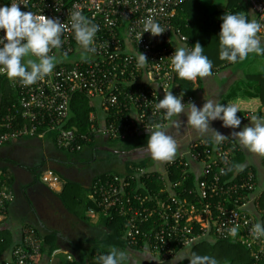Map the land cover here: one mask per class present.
<instances>
[{
    "label": "built area",
    "instance_id": "obj_1",
    "mask_svg": "<svg viewBox=\"0 0 264 264\" xmlns=\"http://www.w3.org/2000/svg\"><path fill=\"white\" fill-rule=\"evenodd\" d=\"M186 1L27 0V7L20 5L21 11L63 22L62 45L50 55L74 59L57 63L51 74L33 85L8 78L16 98L0 123V147L21 138L54 133L58 150L77 154L98 138L124 140L149 134L147 129L157 123L167 124L156 104L167 91L175 89L171 37L187 39L173 19ZM244 1L255 13L262 26L260 35L264 36V0ZM10 2L0 0V5ZM76 11L99 28L96 51L86 59L71 28ZM149 18L168 29L159 36L148 32L140 36ZM138 51L148 59L144 68L138 67ZM78 92L95 102L84 132L66 127L71 97ZM182 101L188 104L191 98L183 97ZM237 115L248 120L253 113ZM238 152L240 147L230 139L219 145L200 139L168 162L164 172L130 166L123 175L95 180L91 197L104 218L124 219L123 237L129 247L146 248L162 260L172 258L189 240H195V246L210 239L236 242L250 251L256 263H264V237L257 239L254 233L257 213L261 212L259 197L253 195L256 177L249 168L231 173ZM170 167L180 173L173 181ZM51 175L52 171H47L42 180L47 182ZM154 177L161 185L157 190L145 185ZM13 198L6 186L0 189V214ZM233 227L237 229L235 237L230 233ZM41 241L31 228H24L11 260L0 264H32V257L40 253Z\"/></svg>",
    "mask_w": 264,
    "mask_h": 264
},
{
    "label": "crops",
    "instance_id": "obj_2",
    "mask_svg": "<svg viewBox=\"0 0 264 264\" xmlns=\"http://www.w3.org/2000/svg\"><path fill=\"white\" fill-rule=\"evenodd\" d=\"M202 5L207 11H211L203 2ZM246 6L245 14L249 15L250 19H256L250 6L247 3ZM217 7L215 10L218 11L225 8L219 4ZM185 38L187 40L183 41L175 35L171 37L173 50L181 44H187L191 48L189 44L191 41L188 37ZM195 41L200 42L198 39ZM204 42L207 43L203 45L200 42V44L204 49L203 54L212 61V75L189 81L187 87H190L191 94L183 95V97L191 98V103L197 107H202L205 100L214 98L225 104L236 105L239 113L251 112L264 117V57L252 55L242 63L232 64L219 58V42L217 43L214 39H207ZM178 89L179 85L176 84L172 94L180 95L178 92L182 94L183 91ZM185 107L189 108L190 105L185 104ZM179 119L183 122L181 129L178 130L171 125L167 128L168 134L175 138L178 145L175 158L187 150L194 141L200 139L212 141L211 133L201 135L188 125L184 113L179 114ZM250 123V119L241 120L240 127L232 129L223 127L222 121L215 120L211 122V127L240 147L239 164L243 165V169L249 168L254 172L256 189L253 195L259 197L260 203L264 199V156L250 152L240 145L237 137L232 135L233 132L240 131ZM52 135L25 137L0 147L2 150L0 152V189L6 186L14 195L5 213L0 214V236L5 238V245L0 248L3 249L0 254V263L11 260L12 249L21 242L22 230L26 227L31 228L42 240L41 251L33 258V264H71L80 257H84L85 263L90 264L96 255L91 256L94 249L105 244L109 237V230L102 221L100 208L91 197V188L96 178L110 172H93V169L89 168L87 172L75 174L71 171L65 172L63 169L68 170L73 166L75 162L73 157L76 158L77 163L80 160L89 162L92 168L98 151H107L111 146H108L104 138H98L95 144L89 145L77 155L70 154L71 157L68 158L64 156L66 152L56 148ZM35 151L38 153H34ZM137 151L150 154L148 148L130 153H139ZM131 162L121 161V172L112 174L123 175L127 172V165L132 164ZM139 163H144L143 167L150 172L161 173L164 172L168 162L154 160L150 167L143 159L137 164L140 165ZM35 169L36 173L33 171ZM194 169L199 170L196 165ZM47 171H52V175L48 177L47 182H44L42 176ZM68 182L72 183V187L65 192L64 197L62 194ZM260 209L261 212L257 213L259 219V216L264 214V208L261 205ZM203 242L210 245L214 243L210 239ZM53 246L55 248L52 250ZM195 246H192V250ZM115 247L127 252L130 264H170L174 257L162 260L146 248H131L125 243ZM103 249H107L108 252L110 247ZM153 257L157 260L151 259ZM187 262L189 260L185 258L180 264Z\"/></svg>",
    "mask_w": 264,
    "mask_h": 264
},
{
    "label": "clouds",
    "instance_id": "obj_3",
    "mask_svg": "<svg viewBox=\"0 0 264 264\" xmlns=\"http://www.w3.org/2000/svg\"><path fill=\"white\" fill-rule=\"evenodd\" d=\"M20 5L27 7V0H11L8 4L0 5V30L3 31V35H0V74L11 80L19 79L23 85L29 86L52 73L57 60L50 53L61 47V37L66 25L58 18L21 11ZM221 20L218 34L221 60L236 64L244 62L252 55L264 57V37L259 35L262 26L255 18L250 19L245 12H228L222 15ZM71 28L79 49L85 54L84 58L89 53H95L94 41L99 30L98 25L82 12L76 11L71 17ZM166 29L168 28L149 18L144 22L140 36L144 32L159 36ZM203 51L198 42L191 48L187 44H181L170 56L171 70L180 79L188 81L212 75V61ZM137 60L138 67L147 66L148 59L145 54L138 51ZM183 95H173L169 90L156 104V109L163 110L164 120L168 122L157 123L153 128L147 129V148L156 161L171 162L175 158L178 145L175 138L168 134L167 128L169 125L178 130L182 128L183 122L179 119L181 113L186 115V123L201 135L211 133L210 138L216 145L221 144L227 136L212 128V121L220 120L223 127L232 129L241 125L236 105L209 98L202 107L189 102L190 107L186 108L185 103L181 102ZM248 119L251 121L250 125L233 132L232 135L250 152L264 156V117L253 114ZM234 168L242 170L243 165L235 164ZM230 233L235 237L237 229L231 228ZM254 233L257 239L264 237V222L255 225ZM194 243L195 240H189L183 245L170 264H180L185 258L189 260V264H218L214 257L197 255L192 251ZM98 261L99 264H130V257L125 250L112 247L106 254L99 256Z\"/></svg>",
    "mask_w": 264,
    "mask_h": 264
},
{
    "label": "trees",
    "instance_id": "obj_4",
    "mask_svg": "<svg viewBox=\"0 0 264 264\" xmlns=\"http://www.w3.org/2000/svg\"><path fill=\"white\" fill-rule=\"evenodd\" d=\"M189 6V7H187ZM246 2L244 0H226V5L223 10H211L207 11L205 7L202 5L200 0H188L183 3L181 8L178 10V14L173 19L174 26H179L182 29L183 34L188 37L191 41L189 44L193 47V44L197 43L195 39L202 42L205 45L207 42L204 40L214 39L219 42L218 34L220 31V25L222 23L221 17L228 12H244L246 10ZM200 42H198L200 44ZM201 45V44H200ZM173 49V48H172ZM175 51V50H174ZM7 76L0 77V123L2 118L6 114L8 108L15 101L16 95L11 88ZM173 84L179 85V89L183 91L182 93L186 96L187 94H191L190 87H187L189 84L188 80H182L178 77V75L173 72ZM178 89V90H179ZM177 92V91H176ZM181 94L180 92H178ZM95 110V102L87 97L84 93H74L70 100V118L67 122L66 127H74L80 132L86 131V129L90 125L89 115L92 111ZM21 121H18V124ZM54 136V133L53 135ZM149 139V134H140L134 137H129L124 140H111L105 139L107 143L110 145L119 146L120 151L132 152L136 150H145L147 149V143ZM212 143V141L207 140ZM95 140L91 144H95ZM90 144V145H91ZM67 153V152H66ZM70 154V153H69ZM79 154V153H77ZM72 154V155H77ZM240 152L236 154V157L233 161V169L231 173L234 172L235 164H239L241 160ZM132 163L127 165V171L129 172L130 166L133 167H143L144 163ZM246 169V168H245ZM245 169H242L243 171ZM241 170V171H242ZM36 173V169L33 170ZM170 171V179L173 181V178L179 177L180 173L174 167L169 168ZM112 175V173H106L97 179H103L106 176ZM146 187L157 190L161 187L160 183L156 180V178H152L146 182ZM133 186V185H132ZM72 187V183H67L62 194L65 197V192ZM63 197V198H64ZM260 205L264 208V199L261 200ZM258 223L264 222V214L259 216ZM103 223L109 230V237L105 244H101L96 249H94L91 256H94L93 261L90 264H99L98 257L102 254L107 253V249L103 248H111L119 245H124V243L128 246L126 240L124 239V219L120 217H114V219L109 220L108 218L103 217ZM5 238L0 236V248L5 245ZM17 245V244H16ZM55 246L52 247V250ZM134 248V247H131ZM3 249H0V254ZM41 251V250H40ZM197 255H207L210 257H214L218 264H264L262 262L256 263L254 258L251 256L250 251L244 246L234 243L231 241H215L213 244H208L207 242H202L197 244L195 248L192 250ZM35 257V256H34ZM32 257V264L33 258ZM92 258V257H91ZM71 264H86L84 261V257H80L75 259ZM189 264V262L184 263Z\"/></svg>",
    "mask_w": 264,
    "mask_h": 264
},
{
    "label": "rangeland",
    "instance_id": "obj_5",
    "mask_svg": "<svg viewBox=\"0 0 264 264\" xmlns=\"http://www.w3.org/2000/svg\"><path fill=\"white\" fill-rule=\"evenodd\" d=\"M204 3V5L206 7H208V9L210 10H215L217 7V5H222V7L225 6V0H200ZM74 59L72 56L70 57H60L57 56L56 60L57 63L60 62H66V61H70ZM56 63V64H57ZM108 146H111L110 149H108L107 151L104 150H99L98 154H97V159L95 160V162L93 163V167L91 168L89 165V162L86 161H79V163L76 162V158L73 157L74 159V164L73 166H71L68 170L63 169V171L67 172V171H71L75 174H77V172H87V170L90 168V170L93 169V172H100V171H107L110 173H120L122 170V164L121 161H132L131 163H138V161L140 160H144L146 161V163L148 164V167H150L151 165H153L154 163V159L151 157V154L149 153H143V152H139V153H130V152H122L119 150V146H113L110 145L109 143H107ZM5 149H3L4 151ZM2 150H0L1 152ZM134 152V151H133ZM34 153H38V151H35ZM36 157V155H34ZM64 156L70 158L71 155L70 154H64ZM86 156V155H85ZM81 162V163H80ZM83 164L84 166L80 165Z\"/></svg>",
    "mask_w": 264,
    "mask_h": 264
},
{
    "label": "bare ground",
    "instance_id": "obj_6",
    "mask_svg": "<svg viewBox=\"0 0 264 264\" xmlns=\"http://www.w3.org/2000/svg\"><path fill=\"white\" fill-rule=\"evenodd\" d=\"M186 37V36H185Z\"/></svg>",
    "mask_w": 264,
    "mask_h": 264
}]
</instances>
